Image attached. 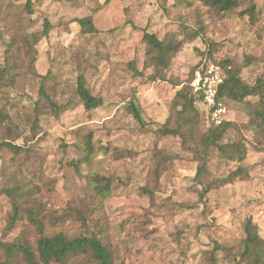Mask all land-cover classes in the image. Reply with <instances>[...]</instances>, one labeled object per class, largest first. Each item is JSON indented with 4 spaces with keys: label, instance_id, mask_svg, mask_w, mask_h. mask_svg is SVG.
I'll return each mask as SVG.
<instances>
[{
    "label": "rangeland",
    "instance_id": "obj_1",
    "mask_svg": "<svg viewBox=\"0 0 264 264\" xmlns=\"http://www.w3.org/2000/svg\"><path fill=\"white\" fill-rule=\"evenodd\" d=\"M89 15L93 35L76 21ZM47 21L48 34L27 40ZM147 32L176 48L167 68L149 58ZM206 59L230 60L248 84L264 79V0H239L229 12L203 0H0V66L14 78L0 110L15 125L0 126V240L23 235L35 247L29 212L48 234L100 238L114 264H212V254L223 262L230 250L214 248L244 237L248 216L264 237V130L253 118L259 98L228 100L232 125L222 142L245 148L242 161L233 147L207 154L206 122L182 137L160 132L176 92ZM80 73L100 107L86 110L79 101ZM46 74L51 98L66 106L58 115L48 104L35 109L38 75ZM133 96L143 125L127 108ZM230 174V183L217 181ZM13 198L25 207L16 221Z\"/></svg>",
    "mask_w": 264,
    "mask_h": 264
},
{
    "label": "trees",
    "instance_id": "obj_2",
    "mask_svg": "<svg viewBox=\"0 0 264 264\" xmlns=\"http://www.w3.org/2000/svg\"><path fill=\"white\" fill-rule=\"evenodd\" d=\"M63 1V0H58ZM72 1V0H66ZM206 5L217 9L220 12H229L235 9L239 0H203ZM82 30L90 35L97 32L94 25V17L89 15L87 17L79 18L76 20ZM49 22L45 24V29L42 33L32 34L27 40L32 39L34 43H37L41 39V35L48 34ZM144 38L148 44L147 54L155 65L161 64L164 68L168 67L169 52H174L176 48L171 44L159 39L154 33H145ZM13 48V44L10 43L7 46V50L10 51ZM226 68V78L223 85L220 88L219 99L224 104L228 105V100L243 101L248 97H258L259 100L254 108V120L257 127L260 130H264V79L259 78L251 85L245 82L241 76L238 68H233L230 60L220 61ZM41 79V86L39 89L40 97L35 102V109L48 104L55 114L66 108L64 105H59L55 100L51 98L50 93H56L55 88L49 87V76L38 75ZM155 77L154 79H156ZM14 81L11 75L8 65L0 66V99L3 87L12 85ZM178 85V84H177ZM76 95L79 101L83 104L86 110H93L100 107L103 104V100L95 95L90 87L87 85L86 75L80 73L76 80ZM176 99L173 102L174 114L168 118L160 132L164 135L183 136L181 132L184 128H188L189 131H203L200 127L201 122H206L208 125L206 133L204 135V147L207 154H213V152H219L221 155L226 154L227 147L235 148L238 154L239 161H242L245 156V148L236 143H223L222 139L224 134L228 131L232 125L231 121L227 119L221 124L216 125L210 121L207 110L200 107L196 98L191 92L190 85L186 86L182 84L180 89L176 92ZM181 99L183 104L178 106L176 100ZM128 110L133 114V117L143 125L144 120L136 101L133 96L128 104ZM8 120L10 124L7 126V130H11V126L14 125L13 118L9 113L5 114L0 110V126L4 125ZM174 122L173 127L169 126ZM2 144L13 151H17L19 147L10 143L9 141H1ZM208 155V156H209ZM208 160V159H207ZM204 170V165L201 166L199 172ZM241 170V169H240ZM237 173V172H236ZM234 175V174H233ZM233 175L230 174L227 178L218 179L220 184L230 183L233 179ZM2 192L9 195L7 189H2ZM14 219L22 217V207L20 204H16L18 199H14ZM29 220L34 225L38 234L37 245L32 246L28 240L22 235L12 241L0 240V250L2 251L5 259L0 264H67L69 261H77L80 258L88 257L92 261V264H114V258L103 241L96 236H84L76 235L69 236L64 232H57L54 234H48L43 221L36 213L29 212ZM225 248L230 250V253H224V261H220V256L212 254V264H264V237L261 236L259 229L251 216H248L245 220V236L240 238L234 244L226 246L217 244L214 249L224 250Z\"/></svg>",
    "mask_w": 264,
    "mask_h": 264
},
{
    "label": "built area",
    "instance_id": "obj_3",
    "mask_svg": "<svg viewBox=\"0 0 264 264\" xmlns=\"http://www.w3.org/2000/svg\"><path fill=\"white\" fill-rule=\"evenodd\" d=\"M226 75L224 65L206 59L199 64L190 82L191 92L197 103L207 110L210 121L216 125L227 119L228 107L218 97Z\"/></svg>",
    "mask_w": 264,
    "mask_h": 264
}]
</instances>
